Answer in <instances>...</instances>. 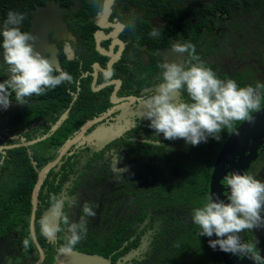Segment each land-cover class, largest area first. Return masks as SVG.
I'll return each instance as SVG.
<instances>
[{
	"label": "flooded vegetation",
	"instance_id": "flooded-vegetation-1",
	"mask_svg": "<svg viewBox=\"0 0 264 264\" xmlns=\"http://www.w3.org/2000/svg\"><path fill=\"white\" fill-rule=\"evenodd\" d=\"M13 3L8 12L25 14L20 28L37 37L35 49L74 79L23 105L13 95L0 108V264H72L69 255L108 264H254L209 247L217 237L199 236L192 210L207 195L227 202L223 178L232 171L264 181V99L235 131L196 147L163 134L159 146L143 143L155 131L139 101L158 87L166 62L187 56L172 50L176 43L193 44L220 79L264 84V0ZM53 194L96 211L71 254L60 251L64 224ZM80 211L62 205L70 220ZM241 236L258 240L264 256V226Z\"/></svg>",
	"mask_w": 264,
	"mask_h": 264
},
{
	"label": "clouds",
	"instance_id": "clouds-1",
	"mask_svg": "<svg viewBox=\"0 0 264 264\" xmlns=\"http://www.w3.org/2000/svg\"><path fill=\"white\" fill-rule=\"evenodd\" d=\"M25 14L10 10L0 29V48L3 63L7 65V79L0 82V108L7 110L11 100L23 105L27 98L41 96L63 83H72L73 76L57 69L47 55H42L34 47L37 37L22 31L20 25ZM134 29L135 24L129 22ZM151 37L160 35L158 31L149 33ZM187 56L179 63L166 62L163 65L158 87L150 95L140 98L143 117L155 131L152 137H145V144H161L158 139L163 134L165 140L183 139L193 147L207 143L209 138L217 142L227 129L235 131L234 123L250 120V113L261 108L264 84L239 86L234 79H220L211 67L196 55L191 43H176L172 49ZM185 65H187L185 67ZM181 93L187 99H177ZM155 139H152V138ZM228 189L227 202L219 196L207 195L202 204L192 210V222L200 229L199 236L217 237L209 239V247H217L225 253L244 256L254 264H264V256L257 248L258 240H245L241 233L264 226V181L247 171L241 174L232 171L223 178ZM53 211L63 218L64 243L60 251L71 254L77 244L88 233V220L96 216L94 205L79 204L77 197L51 196ZM81 207L79 220H70L62 212V205ZM28 247L29 240H24Z\"/></svg>",
	"mask_w": 264,
	"mask_h": 264
},
{
	"label": "water",
	"instance_id": "water-1",
	"mask_svg": "<svg viewBox=\"0 0 264 264\" xmlns=\"http://www.w3.org/2000/svg\"><path fill=\"white\" fill-rule=\"evenodd\" d=\"M67 261L72 264H108L102 259L85 255H69Z\"/></svg>",
	"mask_w": 264,
	"mask_h": 264
},
{
	"label": "trees",
	"instance_id": "trees-1",
	"mask_svg": "<svg viewBox=\"0 0 264 264\" xmlns=\"http://www.w3.org/2000/svg\"><path fill=\"white\" fill-rule=\"evenodd\" d=\"M15 6L13 0H0V22H3L5 19L3 16L8 12L9 9H12Z\"/></svg>",
	"mask_w": 264,
	"mask_h": 264
}]
</instances>
